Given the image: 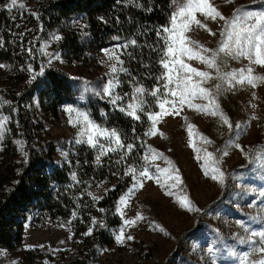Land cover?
Masks as SVG:
<instances>
[{
  "label": "trees",
  "instance_id": "1",
  "mask_svg": "<svg viewBox=\"0 0 264 264\" xmlns=\"http://www.w3.org/2000/svg\"><path fill=\"white\" fill-rule=\"evenodd\" d=\"M36 2L35 11L40 18L37 20L35 17L34 21L25 26V22L17 19L8 9L10 0H0V37L5 41L4 48H0V60L6 66V74L0 73V103L4 100L10 102L0 106V115L10 117L7 124L9 131H6L4 141L0 142V251H12L20 245L23 232L21 215L25 217L33 214L39 218L51 219L70 218L76 234L80 235L90 226L91 217H96L98 220L102 218L107 227H95L90 235L91 238L89 236L84 238L85 247L89 251L87 253L80 251L83 254L82 264H88L91 254L102 247L111 246L114 241L120 223L116 202L132 182L124 175L123 170L127 163L132 161L116 164L119 155L110 153L108 157H102L101 165L97 166L94 163L97 154L95 149L86 144L73 143L74 148L66 162L62 165L53 162L55 144L48 138L43 127L44 118L58 116L60 105L71 101L75 96L76 83L65 72L51 67H45L44 75L29 83L33 73L26 70L27 64L31 63L38 71L41 65L46 64V59L39 51H34L30 55L24 49L29 47L39 49L40 40L47 31L57 32L62 34V40L57 43V47L64 52L66 58L79 65H89L94 61L92 54L98 48L111 43L114 37H119L121 41L136 39L138 46L128 49L133 52L136 59L129 60L123 56L125 66L130 69L133 76H137L138 79L143 78V83L151 87L158 82L149 79L148 73L159 74L164 71L156 63L159 58L158 52L153 50L163 43L156 35V30L167 23L170 13L175 9L171 0H138L142 5L140 8L130 0H37ZM245 7L249 11L264 10V5L258 3L246 4ZM148 8L152 10L148 11ZM18 9L24 14L23 8L18 6ZM77 16H82L85 23L82 30L73 26V19ZM101 17L104 19L101 20ZM31 29L33 35L28 38ZM20 33L24 35L20 36ZM220 38L219 35L213 49L217 47ZM226 60L227 66L224 71H229L228 58ZM254 75H264V70L257 71ZM28 76L30 78L22 83L20 89H17V85ZM218 82L222 85L217 97L218 114L222 111L229 118L232 127L226 125L222 138L214 144L212 152L217 159L227 150L228 140L235 130V111L227 104L226 83L213 79L212 93L216 94L215 85ZM260 83L257 81V84ZM88 104L91 117L98 124L108 128H120L129 138L140 136V140L136 141L137 149L132 155L136 157L138 163H143L140 157L148 139L144 133L150 125L146 117L142 116L140 121H135L120 112L118 108L93 95L89 97ZM134 127L135 132L132 131ZM261 133L264 134V119ZM18 140L21 141L19 145L16 143ZM23 152L28 153L27 164L23 163ZM248 153L250 155L247 157L250 160H254L256 154H264V138H255L250 143ZM260 167L261 165L258 169ZM73 173L76 174L75 180ZM250 174L243 167H232L225 172L218 198L196 214L193 228L177 237L174 251L181 247L186 235L193 231L199 232L203 225L212 232L210 240L216 245H221V235L204 220V215L219 204L225 205L223 199L233 180H242ZM104 180H116L115 187L107 190L102 196L103 199H93L90 191ZM263 196L264 187L261 188L257 198L261 200ZM100 208L106 211L101 213ZM73 212L76 213L75 217L72 215ZM249 218L250 216L245 219ZM215 253L221 255L222 259L229 256V250ZM183 259L185 260L184 257ZM185 261L194 264L190 260Z\"/></svg>",
  "mask_w": 264,
  "mask_h": 264
},
{
  "label": "rangeland",
  "instance_id": "2",
  "mask_svg": "<svg viewBox=\"0 0 264 264\" xmlns=\"http://www.w3.org/2000/svg\"><path fill=\"white\" fill-rule=\"evenodd\" d=\"M36 1L17 0V7L11 9L8 7V9L12 15L25 22V26H27L35 20L31 13L36 12ZM213 3L226 17L231 16L238 6L253 4L252 0H234L233 3H226V0H213ZM20 4L24 5V14L18 9ZM196 15L198 19L203 20L200 13ZM204 22L217 35L213 36L207 30L195 25L186 35L191 40L199 41L206 47L212 48L220 35L223 22L219 20ZM73 26L81 30L85 27L82 16L73 19ZM54 34L62 37L61 33L47 31L40 40L39 49L60 53L62 62L54 60L50 67L69 75L75 80L77 88L73 99L60 105L58 116L46 117L43 122L48 138L52 139L55 144L53 162L62 165L69 159L77 134V128L68 123L69 116L64 108L71 104L91 112L88 101L93 94L83 92L85 82L99 85L109 78L106 75L109 68L107 64L101 62L107 58L101 50L124 41L112 39L111 43L98 48L92 54L94 56L92 63L79 65L66 58L64 52L57 47L59 41L51 40V36ZM32 35L33 30L31 29L28 38H31ZM43 51H39V53L45 57L47 62L48 57L43 55ZM121 59L124 57L121 56ZM228 61L229 71L250 66L253 68L254 75L257 71L264 70V65H249L245 58H228ZM189 63L201 70L213 71L201 64L199 60H192ZM0 64L5 65L1 60ZM0 73L6 74V66L0 68ZM120 77L125 83L117 91L122 89L123 92H131V86L126 83L129 77L124 73H120ZM29 78L30 76L20 82L17 89H20L22 83ZM211 83L212 80H208L203 86L211 89ZM226 92L227 104L235 111V130L228 140L226 151L229 152V155L221 156L218 159L219 167L224 173L232 167H243L251 174L242 180H233L223 199L225 205L219 204V206L209 209L204 215V220L221 235V245H216L210 240L212 232L205 227L206 225H203L199 229L200 231L198 230L199 232L193 231L186 235L181 247L174 251L177 237L193 228L196 214L218 198L223 186L218 181L211 179L210 176L205 175V168L202 166L204 161L197 159L198 153L195 149H201L199 152L201 157L204 155L203 149L205 148L212 152L216 141L222 138L226 125L219 114L212 116L185 105L179 115L172 114L160 118L156 126L158 131L154 136L149 135L147 139V146L151 145L157 154H163L159 159L150 160V165L169 168L173 177L178 170L182 182L177 183L174 178H169V174L157 173L154 166L150 167V171L159 178V183L156 179L145 180L144 186L136 189L128 197L126 205L123 206L125 216L121 217L117 212L120 223L112 245L102 247L91 254L87 261L88 264H188L185 260H190L194 264H241L243 255L251 253L254 246H259L256 245L258 237H253L251 240L248 237L253 231L264 228V196L261 200L257 198L261 188L264 187V154H256L255 159L250 160L244 155V152H248L250 143L255 138H264V134L261 133L264 119V83L256 84L255 87L247 82L226 84ZM82 93L84 99H80ZM147 98L150 101L153 100L151 97ZM100 100L108 103L105 99ZM195 103H207V101L196 100ZM150 110L159 111V108L153 104ZM190 124L194 126L191 137L188 130ZM237 124L240 125L239 128L236 127ZM202 136L211 140L212 143H205L201 139ZM232 141L238 142L244 152L230 146ZM147 146L143 155L147 153L151 157L152 153ZM260 165L261 167L258 169ZM115 183L116 180H104L98 183L90 191V196L92 198L102 197ZM131 184L132 182L119 198L128 192ZM169 192L172 195H169ZM185 197L192 201L194 210L181 206L180 200ZM137 213L143 215L145 219L137 221L132 226H125L126 235H132L133 239H125L124 243L118 242L116 236L122 226L123 219L134 218ZM249 216L250 218L246 220L245 218ZM20 217L23 221L20 245L12 251L1 250L0 264H82L83 254L80 251L85 253L89 251L85 247L84 238L86 235H83L88 228L80 235L76 234L73 221L70 218H39L33 214ZM156 225L164 230L161 231ZM87 236L91 238L90 235ZM224 250H229V256L226 259H222L221 255H215V252ZM260 256L261 254L255 253L249 256V260H258Z\"/></svg>",
  "mask_w": 264,
  "mask_h": 264
},
{
  "label": "snow or ice",
  "instance_id": "3",
  "mask_svg": "<svg viewBox=\"0 0 264 264\" xmlns=\"http://www.w3.org/2000/svg\"><path fill=\"white\" fill-rule=\"evenodd\" d=\"M136 7L140 8L142 5L138 0H130ZM234 0H226V3H233ZM253 3L264 4V0H252ZM171 4L174 6V11L169 15L166 24L160 26L156 30V35L163 41L162 45L158 48H154L157 51L159 58L156 61L164 71L159 74L148 73L149 79H154L158 83L151 87L146 86L143 83V78L138 79L137 76H133L128 67L125 66V60L121 59V56L127 57L129 60L136 59L133 52L128 51L131 47H137L138 42L136 39H128L123 43H117L110 48H104L101 51L104 53L106 60H102V63L107 64L109 71L106 74L109 78L101 82L99 85L92 84L91 82H85L83 92L91 93L100 99H105L109 104L118 108L120 112L126 114L128 117L133 118L135 121H140L143 117H146L150 122L148 130L144 135L154 136L157 129V122L160 118L166 115H179L184 106L189 108H195L197 111L208 113L212 116H217L219 105L217 103V97L220 94L222 88L221 83L215 85L216 94L213 95L212 90L204 87L203 85L208 80L222 81L228 85L234 83L243 84L247 82L253 87L256 86L257 81L264 83V75H253V68L248 66L234 71H224L227 66L226 58L240 59L245 58L248 60L249 65H264V10L261 11H249L245 6L241 5L235 8L231 16H225L213 3V0H171ZM8 7H17V0H10ZM20 8L24 5L20 4ZM151 11V8L147 9ZM197 13H200L203 20L197 18ZM37 20H39V14L36 12L31 13ZM101 20L104 18L101 17ZM222 21L223 26L220 29V40L218 41L216 48L206 47L199 41L191 40L186 33L192 30V26L203 28L215 36L217 33L212 31L208 27V24L204 21ZM40 30H43L41 25ZM24 33H20L23 36ZM113 39L119 40V37ZM52 41H60L62 37L60 35H52ZM5 41L3 37H0V48H4ZM30 55L34 51H43L42 49L26 48L24 49ZM43 55L47 56L46 64L39 67L37 71L34 69L31 63L27 64L26 70L33 73L31 79L28 81L31 83L36 80L37 77L43 76L45 67H50L53 61H61V55L56 51H43ZM199 60L201 64L206 65L208 69L213 71L201 70L194 67L189 61ZM62 62V61H61ZM5 65L0 64V68ZM147 67V66H146ZM120 73L126 74L129 79L126 81L131 86V92L117 91L121 87L124 80L121 79ZM247 73V74H246ZM79 79V78H77ZM147 97L153 98L149 101ZM80 99H84L83 93ZM196 100H206L207 103H195ZM10 103L7 100L2 101V104ZM157 106L159 111H151V107ZM147 106V108H146ZM68 113V123L72 124L74 128H77L75 144H86L92 149L97 151L94 163L100 166L102 163V157H108L110 153H117L119 158L115 161L116 164H125V162L131 160V163H127L124 168V175L128 176L132 181L131 187L128 192L122 195L116 202V211L121 217L125 216L123 206L126 205L128 197L138 188L144 186L145 180L156 179L159 183V178L150 171V167L154 166L157 173L169 174V178H174L177 183H181V178L178 174V170L175 176H171L169 168H161L159 165H150V160H156L163 156L162 153L157 154L151 145L147 148L151 151V157L146 153L140 160L144 163H138L136 157L132 154L137 149L136 141L140 140V136L137 135L133 138H129L128 134L117 127L108 128L102 124H98L91 114L74 105H66L64 108ZM220 117L225 125L229 128L232 125L229 122V118L221 111ZM10 117L7 115H0V142L4 141L6 131H9L7 124ZM193 125L188 126L189 136H192ZM240 127L239 124L236 125ZM135 132L136 128H132ZM205 143L211 144L212 141L201 137ZM19 145L21 141H16ZM191 143V140H190ZM146 144V142H145ZM230 146H234L244 152L243 147L235 141L230 142ZM143 147V145H141ZM123 150V152H121ZM198 153L197 159H202L205 168V175L211 177V179L223 184L225 179V173L220 170L219 160L216 158L213 152L203 149L204 155L201 157L199 152L201 149H195ZM217 151H221L217 149ZM23 163H28V153L23 152ZM64 155H67L64 153ZM228 151H223L222 156H228ZM247 157L250 154L244 152ZM164 159L167 160L166 157ZM171 162L169 161V164ZM76 179V174L73 173V180ZM175 186V185H173ZM115 187V186H113ZM172 195L171 192L168 193ZM95 200L103 199V197H93ZM181 206L194 210L192 208V201L188 198L180 200ZM198 210V209H195ZM106 210L100 208L99 212L104 213ZM72 215L75 217L76 213ZM145 217L140 213L134 218L123 219L122 226L120 227L116 239L120 243H124L126 240H132V235H126L125 226H132L137 221L144 220ZM95 227H107L101 218L98 220L96 217L90 218V226L83 235H91ZM161 231L164 229L159 225H156ZM253 237H258L256 244L251 253H245L241 258V264H264V228L259 231H253L248 237L251 240ZM241 242H244L241 240ZM255 253L261 254L260 258L249 260V256Z\"/></svg>",
  "mask_w": 264,
  "mask_h": 264
}]
</instances>
